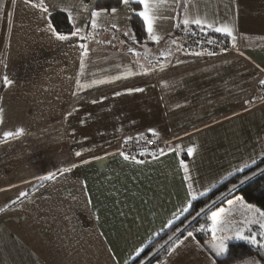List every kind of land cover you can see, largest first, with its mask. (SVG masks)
Returning a JSON list of instances; mask_svg holds the SVG:
<instances>
[{"label": "crops", "instance_id": "obj_1", "mask_svg": "<svg viewBox=\"0 0 264 264\" xmlns=\"http://www.w3.org/2000/svg\"><path fill=\"white\" fill-rule=\"evenodd\" d=\"M96 2L0 0V264H129L264 156V0H169L159 42L145 26L136 40L122 2L93 29ZM53 13L80 35L58 40ZM186 14L232 27L235 41L203 29L231 49H186ZM146 142L160 147L126 151Z\"/></svg>", "mask_w": 264, "mask_h": 264}, {"label": "trees", "instance_id": "obj_2", "mask_svg": "<svg viewBox=\"0 0 264 264\" xmlns=\"http://www.w3.org/2000/svg\"><path fill=\"white\" fill-rule=\"evenodd\" d=\"M120 6L121 0H97L94 8L95 10L107 9L108 11H111L112 8L118 9L120 8ZM132 8L135 9V11L138 10L136 5H132ZM50 20L57 33L64 35L71 34L72 28L69 25L67 19L62 14L53 13L50 16ZM130 27L137 41H147V35L145 33L143 22L136 14H133V16L131 17ZM189 29L198 30L200 33H203L207 37L214 39L219 47H221L220 49L224 50L225 48L229 47L227 38L220 34L200 30L193 27ZM182 30L183 29L179 28L176 31V35L179 37L181 43L183 44V41L180 38V33ZM262 170H264V156L261 159L257 160L254 165H252L245 171L229 177L228 179L217 185L207 195L193 201L190 204L191 207L188 208V211L179 220H177L174 225L169 227L165 232L159 235L152 242L148 243L142 253L129 264H141L149 259L152 254L154 255V258L151 259L152 261L150 260L149 264H153L156 261L165 258L168 249L174 244V242H177L188 231H194L193 236L197 241L202 242L204 240H208L211 237V233L201 231L200 226H210L209 220L206 216L207 213L210 210L214 209L216 206L210 207L205 214H201V210L207 208L214 202H218L224 195L228 194L229 192H231V194L221 199L220 203H218L217 205L223 204L232 196H237L240 197L245 203L252 204L257 208L264 210V171ZM241 180H244L245 182L241 184ZM233 188H235V191H230V189ZM197 213H200L201 215L198 216ZM181 230L182 232H180ZM174 235L175 239H173ZM253 255L255 256L257 254H254V251L249 244L235 243L229 245L228 253L222 256L223 258L221 259H215L214 264H236L241 260H244L247 257Z\"/></svg>", "mask_w": 264, "mask_h": 264}, {"label": "snow or ice", "instance_id": "obj_3", "mask_svg": "<svg viewBox=\"0 0 264 264\" xmlns=\"http://www.w3.org/2000/svg\"><path fill=\"white\" fill-rule=\"evenodd\" d=\"M13 2H15V0H13ZM29 2H30V0H25V3H29ZM121 2L125 5L126 8L129 9V11L135 12V14L142 19L149 38L153 41L159 42L160 37L154 31V24H155L156 20L160 18L158 16L159 9L163 6H165L169 2V0H121ZM173 2L179 3L180 0H173ZM188 2H189V0H185V6H187ZM133 4H136L138 7H140V10L138 12L132 8ZM31 6L33 8H39L40 11L43 13H48V11H49L48 7L43 3V0H40V3H38V4L33 3ZM84 9L87 10V6H84ZM62 10H64V9H62ZM107 11H108L107 9H102L100 11H92L91 12L90 23H91V27L93 29L97 28L98 19L103 14L107 13ZM116 12H117L116 8L111 9V13L115 14ZM68 19L73 20L71 12H69V14H68ZM181 22L185 26L186 29L190 25H195V26L199 27L201 30H203L204 28L207 27V28H212L217 33H222L227 37H231L233 41H235V39H236V37L233 34V28L230 27L228 24H224L223 26L214 27L213 24L208 23L205 19H202L199 17H191L187 14L182 18ZM48 27L56 35V38L58 40H61V41L68 40L71 37L79 36L80 32H81V29L79 27H76L75 25H73L75 30L71 32L70 36L56 33L55 29L52 28L51 23H49ZM113 27H116V26L113 25ZM193 34H195V33H193ZM125 35H128V33H125ZM80 38L85 39V37H83V36H80ZM133 39H134V37H133ZM81 48L84 49L83 56L86 57L88 55L87 46L81 45ZM129 51H131V49H129ZM195 54L200 55V53H195ZM211 54L212 53H209V55H211ZM161 70H162V68H161ZM129 74L131 75L132 73H129ZM119 78L120 77H116V79H119ZM2 83L4 86L7 87V86H11L13 82L5 75L2 78ZM77 83L79 84V81ZM94 83H97V82H94ZM99 83H103V81H100ZM79 86L81 88L88 87V85H85V84H80ZM134 90L135 91H143V89H139V88L134 89ZM117 95H120V93H117ZM2 122H3L2 118H0V123H2ZM23 131H24L23 129H18L15 132H11V131L5 132L4 133V140L7 141L9 138L19 137V136L23 135ZM153 135H155V133H153ZM192 151L193 150L191 148L188 149V154L191 155ZM161 152H163L162 149H161ZM141 154L143 155V153H141ZM76 155L80 156L81 153L77 152ZM121 155L123 156V158L125 160L129 159V157L127 155H124L123 153H121ZM139 162L140 161H137V163H139ZM181 166L185 169V171H187V166L183 163V161H181ZM245 167H247V165H245ZM238 171H243V169H238ZM262 171H264V170H262ZM54 176H55V174H52V175H49L46 177H40L39 179H41V180H52V179H54ZM244 182H245L244 180L240 181L241 184H243ZM189 187H191V185H189ZM230 191H235V188L230 189ZM22 195H26V194L22 193ZM202 195H203V193H202ZM192 198L195 199L196 197L193 196ZM230 203H231V201H230ZM188 207H191V205L189 204ZM188 207L184 208L183 211L187 212ZM242 207H244L247 210V212L249 213L246 220L242 222L244 224L243 227L237 228L234 225H231L225 219L226 213H225L224 209H219L218 211H211V215L207 216V219L209 221H211L210 226H207V227L205 225L200 226L201 231H206V232L211 233L212 243L209 245V247L212 250V252L215 253V256L221 257V256H224L225 254H227L229 251V243L228 242L231 240L245 241L248 244L256 247L259 251L264 252V211H261L259 208H254L252 205H244L243 203H242ZM201 211H203V210H201ZM197 215L199 216L200 213H197ZM194 219H195V217H194ZM251 225H256L258 227V231H254L252 229ZM245 233H247V235ZM221 234H226V235H221ZM258 236H259V240L257 239ZM187 237H193V233L191 231H188ZM182 243H183V241L179 242V244H182ZM179 244H177L176 246L178 247ZM142 251H143V249H139L136 252V255L139 256ZM174 251H175V247H173L170 250L169 254H171V252H174Z\"/></svg>", "mask_w": 264, "mask_h": 264}, {"label": "rangeland", "instance_id": "obj_4", "mask_svg": "<svg viewBox=\"0 0 264 264\" xmlns=\"http://www.w3.org/2000/svg\"><path fill=\"white\" fill-rule=\"evenodd\" d=\"M229 194H231V192L224 195L221 199L227 197ZM220 200L218 202L212 203L207 208L203 209L201 214H205L210 207L216 206L214 209L210 210L207 213V216L211 215V211H218L219 209H224L226 213L225 219L231 225H234L237 228L243 227L244 224L242 222L246 220L249 213L244 207H242V203L244 205H252V204L245 203L240 197L237 198V196H232L231 198L227 199L223 204L217 205L218 203H220ZM252 206L254 208H257L254 205ZM209 224H211V221H209ZM251 227L254 231H258V227L256 225H251ZM180 232H182V230ZM191 232L194 234V231ZM245 234L247 235V233ZM221 235H226V234H221ZM186 237H187V233L177 242H174V244L168 249L165 258L158 260L153 264H214L215 259L218 260L223 258L222 256L221 257L215 256V253L212 252V250L209 247V245L212 243V235L208 240L206 241L204 240L202 242L197 241L195 238H193L194 236L187 238ZM173 239H175V235ZM257 239L259 240V236L257 237ZM180 241H183V243L179 244ZM228 243L229 245L235 243L248 244L245 241H239V240H231ZM177 244H179L178 247L176 246ZM250 246L253 249L254 254L256 253L257 255L247 257L246 259L241 260L239 263L236 264H264V252L259 251L256 247L252 245ZM173 247H175V251L169 254L170 250ZM152 258H154L153 254L150 256L149 259H147L145 262L141 264H149Z\"/></svg>", "mask_w": 264, "mask_h": 264}, {"label": "built area", "instance_id": "obj_5", "mask_svg": "<svg viewBox=\"0 0 264 264\" xmlns=\"http://www.w3.org/2000/svg\"><path fill=\"white\" fill-rule=\"evenodd\" d=\"M195 33V34H193ZM180 38L183 41V46L186 49L195 50V49H205L210 52H216L219 47V45L216 43L214 39H211L204 35L203 33H200L198 30L193 29H183L180 33ZM226 49H231V47H227ZM263 76H264V70H262ZM263 87H264V81H263ZM160 147V144L154 143V142H146L141 143L140 145L129 147L126 149V151L132 152V151H148L149 149L158 148Z\"/></svg>", "mask_w": 264, "mask_h": 264}]
</instances>
